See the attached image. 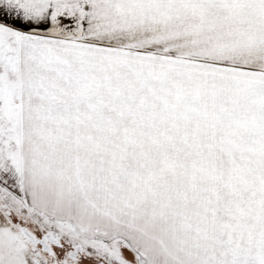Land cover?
I'll return each instance as SVG.
<instances>
[{"label":"snow or ice","instance_id":"6c2138e0","mask_svg":"<svg viewBox=\"0 0 264 264\" xmlns=\"http://www.w3.org/2000/svg\"><path fill=\"white\" fill-rule=\"evenodd\" d=\"M0 264H264V0H0Z\"/></svg>","mask_w":264,"mask_h":264}]
</instances>
